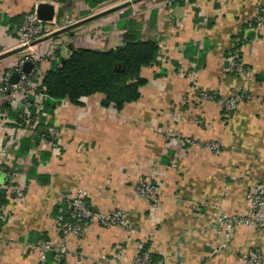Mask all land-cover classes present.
<instances>
[{
  "label": "crops",
  "instance_id": "crops-1",
  "mask_svg": "<svg viewBox=\"0 0 264 264\" xmlns=\"http://www.w3.org/2000/svg\"><path fill=\"white\" fill-rule=\"evenodd\" d=\"M42 3L54 6L55 28L78 25L30 49L55 55L39 81L72 47L120 46L132 18L140 22L143 39L159 40L161 58L144 71L149 82L141 99L122 111L102 106L101 94L82 105L57 103L52 122L64 128L57 154L49 142L23 147L26 138L34 142L26 131L9 135L0 125V157L4 165L14 164L18 180H26L24 201L10 199L5 207L0 264H38L27 248L43 240H30L31 233L52 236L64 214L56 215L55 205L77 187L87 189L97 210H124L130 228L90 223L83 236L72 238L69 254L51 255L44 264H76L79 256L85 257L82 264H130L142 243L159 264H245L250 248L264 254V226L232 223L249 211L251 187L264 182V31H256L254 22L264 0H0V78L24 55L19 21ZM234 40L246 68L242 77L230 70ZM201 92L215 98L203 100ZM233 96L242 102L228 112L224 105ZM6 101L0 95V106ZM177 101L181 119L173 140L166 133L170 105ZM212 143L219 148L211 149ZM31 168L48 174L49 183L29 178ZM139 174L159 186L156 203L137 196ZM5 179L0 169V182Z\"/></svg>",
  "mask_w": 264,
  "mask_h": 264
},
{
  "label": "built area",
  "instance_id": "built-area-1",
  "mask_svg": "<svg viewBox=\"0 0 264 264\" xmlns=\"http://www.w3.org/2000/svg\"><path fill=\"white\" fill-rule=\"evenodd\" d=\"M256 26L264 27V5L260 8L255 17ZM53 21H45L41 19L37 13V10L27 12L16 27V34L18 39V47L24 52L22 58H20L14 65L9 66L0 78V95L7 97V102L13 109L23 110V125H11L12 121L9 116V112L6 110L0 111V125L5 128V132L11 135V130L21 128L26 131L33 139L38 135L37 125L41 121V116L45 115L47 122L52 125L48 131V136H42L40 143L50 144V148L53 153L57 154L61 151L60 145L62 144V135L64 128L54 124L52 122V114L45 113V100L48 96L45 93L40 92L38 89L42 83L39 81L41 78L44 66L48 61L55 60L53 51H48L46 54L31 53L30 49L37 43L44 41L45 39L53 36V33L60 30L53 26ZM31 54H30V53ZM31 62L33 64L31 70L26 72L24 70V64ZM230 70L239 72L240 66L243 63L238 55L237 51L233 52L230 57ZM50 69V68H49ZM17 74V82H12V75ZM45 75V74H44ZM199 98L214 99V95L208 92H201ZM235 98L227 99L225 107L231 110L236 105ZM185 101V98H182ZM171 110V124L167 127L166 136L173 140L176 135V128L174 123L181 119L179 102L172 103L170 105ZM186 143H192L190 138L185 139ZM211 149L217 150L218 144L212 143L209 145ZM6 151V150H5ZM3 151V153L5 152ZM57 152V153H56ZM3 158L0 157V169L6 171V179L0 182V191L5 190L10 199H14L16 202H23L26 195V180H18L16 178V170L14 164L4 165ZM135 191L138 197L146 199L156 203L159 195V186L155 184L149 175H138L134 184ZM88 191L85 187H77L71 191V194L67 195V202L70 208L71 221L66 223L62 222V215L56 218V229L50 236L49 241L32 242L28 245V251L38 256V264H44L47 261L48 254L52 251L57 252L59 255H67L70 253V245L73 237H81L85 234L87 221L90 223H99L104 227H126L130 228L131 221L127 213L122 209H115L112 211L97 210L87 203ZM247 201L249 203V211L245 215H241L239 218L232 220L233 226L246 224L248 226H254L260 228L264 226V182L257 183V185L251 187L247 193ZM0 211H5V208L0 207ZM62 212V209L60 210ZM232 228L228 232V236L232 233ZM143 243L139 245L135 255L132 257L130 264H154L152 260V252L150 250L143 251ZM82 256H79L76 260L77 264H82L84 261ZM245 264H264V254L256 247L250 248L245 255Z\"/></svg>",
  "mask_w": 264,
  "mask_h": 264
},
{
  "label": "trees",
  "instance_id": "trees-1",
  "mask_svg": "<svg viewBox=\"0 0 264 264\" xmlns=\"http://www.w3.org/2000/svg\"><path fill=\"white\" fill-rule=\"evenodd\" d=\"M87 1L89 4H95L101 0ZM125 15H128V12ZM22 19L19 23L22 22ZM125 26L120 46L105 51L72 47L71 54L64 61L61 59L58 62H52V67L45 73L42 83L38 87L40 92L48 96L45 100V113L53 114L57 103L62 100L82 105L87 97L95 94L103 96L102 106L113 107L118 111H122L128 104L141 99L143 88L149 82L144 71L160 62L161 45L158 39H143L141 24L135 19L128 20ZM234 45L235 52L238 46L235 40ZM237 53L239 55L238 51ZM234 74L236 73L234 72ZM0 110L9 112L12 119L11 125L24 126L23 110L11 108L7 101L0 106ZM51 125L49 121L47 122L45 115L41 116V121L37 125L38 135L34 142L31 138H26L23 141V147L35 145L43 135L48 136ZM45 157H48L47 154H43V159ZM30 172L29 178L33 177L42 184L49 183L50 176L48 174L39 175L35 168H31ZM9 201L7 192L0 191V207L5 208ZM87 203L89 204L88 199ZM61 209L62 212L64 211L62 222L71 221L69 203L66 200L55 205V214H60ZM4 213L5 211H0V229L7 221V216ZM87 224L89 225L90 222L87 221ZM37 238H41L44 242L50 240L48 232L41 234L32 232L30 240ZM149 249L147 244L142 247L143 251ZM51 255H57V252H50L47 261ZM61 256L65 257L63 254ZM151 256L153 263L159 264L158 256L153 253Z\"/></svg>",
  "mask_w": 264,
  "mask_h": 264
},
{
  "label": "water",
  "instance_id": "water-1",
  "mask_svg": "<svg viewBox=\"0 0 264 264\" xmlns=\"http://www.w3.org/2000/svg\"><path fill=\"white\" fill-rule=\"evenodd\" d=\"M37 13L39 15V17L45 21H51L54 16H55V9H54V6L50 3H42L40 4L38 7H37ZM78 24H75V25H72L71 27L70 26H67L66 28L64 29H60L58 31H56L55 33H53V35H56V34H59L60 32L62 31H65V30H68V29H72L74 27H76ZM2 57V56H0ZM64 61V59H62ZM32 63L31 62H26L24 64V70L26 72H29L32 68ZM18 75L17 74H14L12 75L11 77V81L12 82H17L18 80Z\"/></svg>",
  "mask_w": 264,
  "mask_h": 264
},
{
  "label": "rangeland",
  "instance_id": "rangeland-1",
  "mask_svg": "<svg viewBox=\"0 0 264 264\" xmlns=\"http://www.w3.org/2000/svg\"><path fill=\"white\" fill-rule=\"evenodd\" d=\"M126 1H128V0H121L122 3L126 2ZM143 6H144V7H142V9H145V8L148 7V6L145 5V4H143ZM131 10H132V9L130 8V10H128V12H131ZM256 15H257V14H256ZM255 30L258 31V32H260V33H262V32L264 31V27H262V26H256V27H255ZM235 73H236V76H239V77H242L243 75L245 76V74H246V68L244 67V65H243V66H240L239 72H235ZM247 96H252V95L244 94V97H243V98L247 99V98H248ZM233 98H235V96H233ZM241 102H242V98L239 96V99L236 100V105H235V107L239 106V105L241 104ZM224 107H225V105H224ZM225 110H227L228 112H230V110H228L226 107H225ZM227 234H228V232L225 234V237L227 238V240L231 239L232 236H231V235L228 236ZM29 249H30V248H29ZM29 249H27V251H28ZM30 250H31V249H30ZM30 250H29V251H30ZM76 264H77V263H76Z\"/></svg>",
  "mask_w": 264,
  "mask_h": 264
}]
</instances>
